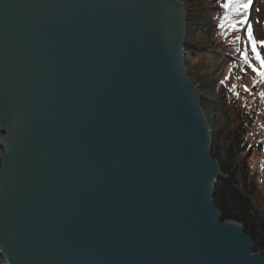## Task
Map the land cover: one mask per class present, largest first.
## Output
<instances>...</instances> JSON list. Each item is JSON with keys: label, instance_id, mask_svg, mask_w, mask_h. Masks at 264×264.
I'll return each mask as SVG.
<instances>
[{"label": "water", "instance_id": "obj_1", "mask_svg": "<svg viewBox=\"0 0 264 264\" xmlns=\"http://www.w3.org/2000/svg\"><path fill=\"white\" fill-rule=\"evenodd\" d=\"M175 0H0L6 264H264L219 166Z\"/></svg>", "mask_w": 264, "mask_h": 264}, {"label": "trees", "instance_id": "obj_2", "mask_svg": "<svg viewBox=\"0 0 264 264\" xmlns=\"http://www.w3.org/2000/svg\"><path fill=\"white\" fill-rule=\"evenodd\" d=\"M175 1L186 11L187 71L209 127L211 157L219 166L214 206L223 222L240 225L254 252L264 255V192L250 166V156L264 147V78L257 74L264 68L248 38L257 7L251 11L253 0L246 10L242 5L248 0L229 9L222 6L227 0ZM255 20L259 23V12ZM257 52L264 58L258 44ZM0 264H6L1 256Z\"/></svg>", "mask_w": 264, "mask_h": 264}, {"label": "rangeland", "instance_id": "obj_3", "mask_svg": "<svg viewBox=\"0 0 264 264\" xmlns=\"http://www.w3.org/2000/svg\"><path fill=\"white\" fill-rule=\"evenodd\" d=\"M256 1H257L256 7L259 12L260 21L259 23L256 22L255 17L258 12L254 13L253 14L254 29H252L251 31H252L253 39L259 45V48L261 49L262 54L264 56V46L261 45V42L264 41V0H256ZM186 69H187V58H186ZM205 100L208 99L206 98ZM250 157H251L250 166L251 168L254 169V171L257 172V178L259 180L258 186H260V189L262 190V192H264V147L262 151L257 152L256 154H252Z\"/></svg>", "mask_w": 264, "mask_h": 264}, {"label": "snow or ice", "instance_id": "obj_4", "mask_svg": "<svg viewBox=\"0 0 264 264\" xmlns=\"http://www.w3.org/2000/svg\"><path fill=\"white\" fill-rule=\"evenodd\" d=\"M251 4V0H248L247 3H244L242 7L246 10ZM225 9L232 8L233 6H241V0H227L225 4L222 5ZM227 18V17H226ZM244 21H241L243 23ZM221 27H223V24H221ZM248 38L249 42L252 45V52L256 55V59L260 62L261 68H264V58L261 57L260 53L257 52V42L252 37V31H251V25H249V31H248ZM261 45L264 46V41L261 42ZM245 61H247V56H244ZM251 66V65H250ZM253 71L256 72L257 69L253 68ZM262 78H264V71H260L257 73Z\"/></svg>", "mask_w": 264, "mask_h": 264}, {"label": "bare ground", "instance_id": "obj_5", "mask_svg": "<svg viewBox=\"0 0 264 264\" xmlns=\"http://www.w3.org/2000/svg\"><path fill=\"white\" fill-rule=\"evenodd\" d=\"M178 2V1H177ZM178 3H180V4H182L181 2H178ZM183 5V4H182ZM184 7V6H183ZM185 23H186V11H185ZM182 49H184L185 50V47H182ZM186 51V50H185ZM187 70V69H186ZM195 85V84H194ZM196 86V85H195ZM197 88V87H196ZM200 98V97H199ZM200 106V105H199ZM206 120V119H205ZM207 123V122H206ZM207 126H208V124H207ZM209 128V127H208ZM209 134H210V131H209ZM0 137H1V135H0Z\"/></svg>", "mask_w": 264, "mask_h": 264}]
</instances>
